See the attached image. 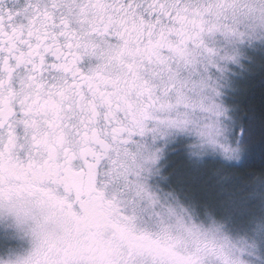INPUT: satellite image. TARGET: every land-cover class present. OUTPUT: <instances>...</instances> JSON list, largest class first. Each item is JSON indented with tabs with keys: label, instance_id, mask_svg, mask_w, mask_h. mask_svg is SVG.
<instances>
[{
	"label": "snow or ice",
	"instance_id": "1",
	"mask_svg": "<svg viewBox=\"0 0 264 264\" xmlns=\"http://www.w3.org/2000/svg\"><path fill=\"white\" fill-rule=\"evenodd\" d=\"M258 249L264 0H0V264Z\"/></svg>",
	"mask_w": 264,
	"mask_h": 264
},
{
	"label": "clouds",
	"instance_id": "2",
	"mask_svg": "<svg viewBox=\"0 0 264 264\" xmlns=\"http://www.w3.org/2000/svg\"><path fill=\"white\" fill-rule=\"evenodd\" d=\"M255 264H262L264 262V252L258 249L256 257L254 258Z\"/></svg>",
	"mask_w": 264,
	"mask_h": 264
},
{
	"label": "trees",
	"instance_id": "3",
	"mask_svg": "<svg viewBox=\"0 0 264 264\" xmlns=\"http://www.w3.org/2000/svg\"><path fill=\"white\" fill-rule=\"evenodd\" d=\"M257 163H258V161H257Z\"/></svg>",
	"mask_w": 264,
	"mask_h": 264
}]
</instances>
